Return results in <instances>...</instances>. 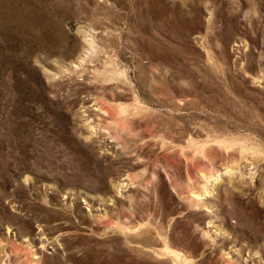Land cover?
I'll use <instances>...</instances> for the list:
<instances>
[{"label":"rangeland","instance_id":"obj_1","mask_svg":"<svg viewBox=\"0 0 264 264\" xmlns=\"http://www.w3.org/2000/svg\"><path fill=\"white\" fill-rule=\"evenodd\" d=\"M0 264H264V0H0Z\"/></svg>","mask_w":264,"mask_h":264}]
</instances>
